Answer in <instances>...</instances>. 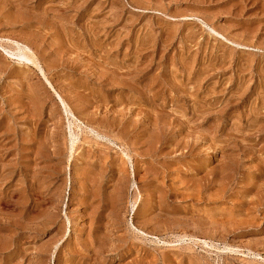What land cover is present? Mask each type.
I'll use <instances>...</instances> for the list:
<instances>
[{
  "label": "rangeland",
  "instance_id": "obj_1",
  "mask_svg": "<svg viewBox=\"0 0 264 264\" xmlns=\"http://www.w3.org/2000/svg\"><path fill=\"white\" fill-rule=\"evenodd\" d=\"M0 264H264V0H0Z\"/></svg>",
  "mask_w": 264,
  "mask_h": 264
},
{
  "label": "bare ground",
  "instance_id": "obj_2",
  "mask_svg": "<svg viewBox=\"0 0 264 264\" xmlns=\"http://www.w3.org/2000/svg\"><path fill=\"white\" fill-rule=\"evenodd\" d=\"M23 53H24V52H23ZM24 58H25L27 61L34 63V59H32V57L30 58V57H27V56L24 55V56H23V60H24ZM27 61H26V62H27ZM29 62H28V63H29ZM41 72H42V71H41Z\"/></svg>",
  "mask_w": 264,
  "mask_h": 264
}]
</instances>
